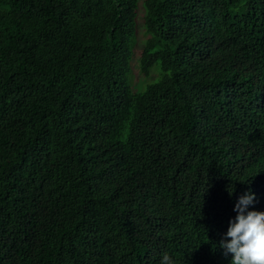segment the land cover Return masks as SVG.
I'll return each mask as SVG.
<instances>
[{
  "label": "trees",
  "instance_id": "trees-1",
  "mask_svg": "<svg viewBox=\"0 0 264 264\" xmlns=\"http://www.w3.org/2000/svg\"><path fill=\"white\" fill-rule=\"evenodd\" d=\"M0 0V264H230L264 211V0ZM231 191V195H229Z\"/></svg>",
  "mask_w": 264,
  "mask_h": 264
},
{
  "label": "clouds",
  "instance_id": "clouds-1",
  "mask_svg": "<svg viewBox=\"0 0 264 264\" xmlns=\"http://www.w3.org/2000/svg\"><path fill=\"white\" fill-rule=\"evenodd\" d=\"M231 195V191H229ZM254 193L246 192L234 204V219H230L227 231L219 242L224 255L231 256L230 264H264V211L250 209ZM159 264H175L164 252Z\"/></svg>",
  "mask_w": 264,
  "mask_h": 264
},
{
  "label": "rangeland",
  "instance_id": "rangeland-1",
  "mask_svg": "<svg viewBox=\"0 0 264 264\" xmlns=\"http://www.w3.org/2000/svg\"><path fill=\"white\" fill-rule=\"evenodd\" d=\"M145 13L144 0H139L136 8V43L134 46V60L132 66V89L135 91H143L145 85L156 81L161 73L160 65L156 62L151 68L148 76H144L139 69L138 58L144 38L143 16Z\"/></svg>",
  "mask_w": 264,
  "mask_h": 264
}]
</instances>
